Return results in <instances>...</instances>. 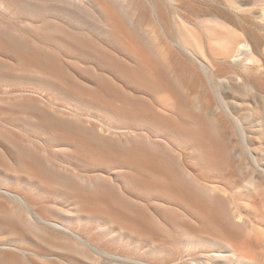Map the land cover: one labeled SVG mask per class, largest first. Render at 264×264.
<instances>
[{"label":"rangeland","instance_id":"obj_1","mask_svg":"<svg viewBox=\"0 0 264 264\" xmlns=\"http://www.w3.org/2000/svg\"><path fill=\"white\" fill-rule=\"evenodd\" d=\"M262 8L0 0V244L25 250L0 251V264H236L218 224L264 237ZM176 18L235 28L262 70L221 61L207 75L177 44Z\"/></svg>","mask_w":264,"mask_h":264},{"label":"bare ground","instance_id":"obj_2","mask_svg":"<svg viewBox=\"0 0 264 264\" xmlns=\"http://www.w3.org/2000/svg\"><path fill=\"white\" fill-rule=\"evenodd\" d=\"M95 6L97 7L96 8L97 10L103 9L96 2H95ZM234 9H236V11L244 10L241 6H237V5L234 6ZM261 11L264 17V8H262ZM161 24L164 27L162 29L164 30L167 29L165 28L167 26L165 25L164 22H161ZM175 24L180 33V41L177 44L183 47L186 51H188L191 55H193L195 58L199 60L203 70L205 71V73H207V75H209L210 70L216 67V64L221 61L240 64L244 72H248L249 71L248 69H253L255 71L262 70L263 68L261 63L262 59L258 56V53L254 48L255 46L251 43L249 38L246 37L243 33L236 30L235 28L229 26L228 24L223 23L219 19L212 18V19L200 21L197 22L196 24L197 26L194 27L191 24L176 18ZM164 33L167 34V30ZM241 80H242L241 76L236 77L237 82ZM220 83L230 84L231 82L228 79H223L220 80ZM250 86L252 87V89L254 88L253 85ZM251 87L248 88L251 89ZM163 97L165 103H169V102L173 103L176 99L169 92L167 94H164ZM227 108L229 109L228 106ZM246 132L244 133L245 135L247 134ZM258 186L259 185H255L253 181H249L246 185L247 191H249L250 193H252L253 191L254 193V191H258V189H260L258 188ZM220 190L222 191V189ZM241 192L243 191H239V194ZM37 221L39 222L41 221L40 223L46 222L43 217L41 218V216ZM57 226L63 227L64 230H67L68 233L74 239L76 238L77 241L79 240L81 243H83V245L86 244V247L87 245L88 247L90 245L89 248L91 249L92 246L91 243H89V241L86 238H84L83 235L80 234V232L78 233V231L76 232L75 230H72L71 227L69 226H65V225L63 226L61 224H57ZM218 227H219V235L217 234L215 235H217L222 241L226 242L230 246L232 252V254L229 256L228 254H225L224 255L225 258L231 259L236 264H259V263L264 264V242H263L264 240L262 241V238H260L263 236H259V233L260 235L263 234L259 228H250L247 232H245L244 236L242 237V236L234 235L232 232L228 231L220 224H218ZM254 234L255 235L258 234V235L255 236ZM97 249L96 247H92V250L97 251V253H99L100 255L102 256L105 255L106 257L110 256L109 252L103 251L101 249L100 251L99 249L98 250ZM5 250L6 251L11 250V252L14 254L16 253V255H18L17 252L19 251L23 252V254L25 252V250L20 246L1 243L0 251H5ZM213 253H221V251L220 250L218 252L214 251ZM111 255L113 254L111 253ZM219 257H221L220 254L218 255L210 254L208 259L217 260L219 259ZM125 258L130 259V257L128 258L125 257ZM190 261H196L199 264H204L202 262L201 256L198 258L191 259ZM185 264H188V262H185Z\"/></svg>","mask_w":264,"mask_h":264},{"label":"snow or ice","instance_id":"obj_3","mask_svg":"<svg viewBox=\"0 0 264 264\" xmlns=\"http://www.w3.org/2000/svg\"><path fill=\"white\" fill-rule=\"evenodd\" d=\"M219 182L225 183V185L228 187H233V185L225 178H221Z\"/></svg>","mask_w":264,"mask_h":264}]
</instances>
